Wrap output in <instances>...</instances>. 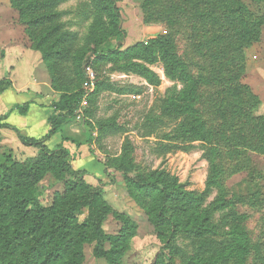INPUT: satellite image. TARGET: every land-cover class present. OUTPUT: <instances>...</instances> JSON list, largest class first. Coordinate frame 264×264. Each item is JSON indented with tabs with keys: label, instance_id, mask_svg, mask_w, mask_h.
Here are the masks:
<instances>
[{
	"label": "rangeland",
	"instance_id": "obj_1",
	"mask_svg": "<svg viewBox=\"0 0 264 264\" xmlns=\"http://www.w3.org/2000/svg\"><path fill=\"white\" fill-rule=\"evenodd\" d=\"M32 1L22 0L17 8L11 0H0V80L12 79L9 88H13L14 82L23 92L40 91L43 98L38 102L45 104L57 97L51 80L59 88L86 91L80 117L74 114L66 123L69 128L78 130L73 136L61 130L58 144L69 151L66 160L73 171H82L90 184L101 182L103 201L111 209L102 224L104 231L116 234L120 228L121 223L113 212L122 213L136 223L134 234L126 241L121 263L153 264L164 243L149 216L130 193L122 173L107 165L108 159L125 152L138 173L165 169L177 176L187 189L197 191L205 188L213 164L217 168L218 184L211 188L207 202L224 195L231 199L235 210L245 214L243 225L250 240L246 263L264 264V154L248 148L236 150L229 146L231 141H220L222 134L227 135L233 129L244 134L249 130L252 134L254 118H264V22L256 40L242 47V57L241 54L230 56L236 73L231 80L226 84L222 81L201 84L197 88L195 107L205 127L214 132L211 142L225 143L231 148L220 149L221 154L210 164L198 142L187 150L157 148L158 144L180 143L173 131L180 119L175 121L164 113V98L175 82L165 76L161 63L147 65L159 80L157 84H150L127 70L124 60L111 58L116 48L124 51L137 42L166 36L192 75H206L210 67L221 65L226 58L208 55L207 38H211L213 31L211 22L199 23L195 18L197 10L190 2L113 0L120 12L119 25L124 30L123 35H118L111 12L90 0H52L50 7L39 9L28 8L35 3ZM236 1L255 15L264 12V0ZM20 7L27 12L22 14ZM45 15L48 20L44 24H32L31 19ZM63 33H69L71 38L53 44ZM95 51L103 53L101 59H97ZM14 99L9 92L1 103L0 117ZM42 111L50 117L53 109L47 107ZM155 120L158 122L149 129L146 123ZM1 121L5 123V118ZM88 130L89 142L78 145V141L86 138ZM20 136L29 135L16 128H0V158L11 155L21 161L37 155L38 149L22 144ZM247 141L251 149L259 148L255 144L257 140ZM62 190V183L50 173L35 187L44 205ZM177 240L179 245L185 244L180 237ZM174 258L176 264H182L178 257ZM80 264L108 262L103 257H95L92 244H86Z\"/></svg>",
	"mask_w": 264,
	"mask_h": 264
},
{
	"label": "trees",
	"instance_id": "obj_2",
	"mask_svg": "<svg viewBox=\"0 0 264 264\" xmlns=\"http://www.w3.org/2000/svg\"><path fill=\"white\" fill-rule=\"evenodd\" d=\"M14 5L22 0H11ZM52 0L45 3L34 0L28 8L50 7ZM92 4L108 9L115 20L116 33L124 34L120 27L119 8L113 0H90ZM197 13L199 23L211 22L213 31L207 38L208 55L226 58L216 68L210 67L206 75H192L181 59L176 55L170 40L164 36L137 42L124 51L117 48L112 51L113 60L122 59L125 68L144 78L150 84L159 82L156 74L147 66L160 62L165 76L175 82L167 90L164 98V113L180 121L173 129L179 144H158V149H190L194 142L204 150V156L210 162L221 154L222 148H248L264 154V118H254V130L251 133L233 129L227 135L222 134L220 141L211 142L213 133L205 127L195 107L197 88L201 84L222 81L224 84L236 74L231 57L241 54L242 47L256 40L260 26L264 22V12L255 15L236 0H187ZM201 6V7H200ZM205 6V8H202ZM17 8H19L17 6ZM202 8V9H199ZM22 14L25 9L20 7ZM48 16L31 19L32 24H44ZM69 33H63L54 39L53 44L70 39ZM118 47L121 46L119 42ZM97 52V51H95ZM237 52L236 55H232ZM98 58L102 54L97 52ZM232 57V58H233ZM97 61V60H95ZM83 71V69H82ZM181 89H178V84ZM57 97L49 106L53 109L48 118L49 129L40 137L20 136L22 144L38 149L35 156L16 160L11 155L0 158V264H80L83 248L92 244L95 257H103L108 264H122L121 256L126 248V241L136 230V223L122 213L113 212L121 223L116 234L106 233L103 221L110 212L102 197L101 182L98 185L88 183L82 171H73L66 158L69 151L58 144L53 149L46 141L62 130V125L73 117L86 91L59 88L52 82ZM11 86L9 79L0 80V93ZM224 92V88H219ZM248 92V91H247ZM31 100L14 105L19 113L27 112ZM6 117H0V128L10 127L1 123ZM84 120V124L89 123ZM158 122L148 121L149 129ZM258 130V131H257ZM250 138L257 140L259 148L251 149ZM86 138L78 141L88 143ZM108 166L120 171L130 193L149 216L157 235L164 241L160 255L153 264H176L174 256L182 264H247L250 249L248 231L243 225L245 214L235 210L232 201L221 195L213 202H207L211 188L217 186V168L211 164L205 188L201 191L187 189L177 176L165 169H154L148 173H138L129 156L124 152L120 156L108 159ZM50 173L61 182L63 190L44 205L35 193L36 184ZM178 237L185 241L179 245Z\"/></svg>",
	"mask_w": 264,
	"mask_h": 264
},
{
	"label": "crops",
	"instance_id": "obj_3",
	"mask_svg": "<svg viewBox=\"0 0 264 264\" xmlns=\"http://www.w3.org/2000/svg\"><path fill=\"white\" fill-rule=\"evenodd\" d=\"M23 54L26 53L22 52V55ZM20 58H22V56ZM12 87L13 88H9L4 92L0 93V106L9 92H11L15 98L14 101H12V103L10 104V106L4 109L3 115L6 114L4 122L11 125L13 128L26 132L27 135L31 137L40 138L44 136L49 129V124H48L49 116H47L46 113L42 110H44L47 107H50L49 106L50 103L45 104L43 101L38 102V99L42 97L40 91H36L37 93L36 92L34 93L33 91L28 93L23 92L22 87H17V85H15L14 82L12 84ZM29 100H31L32 103L29 105L27 112H25L24 114L19 113L18 110L14 108V105L23 104ZM49 114H51V111ZM68 126H69L68 124L64 123V125H62V130L64 129V131L69 132L67 133L69 136H73L74 132L77 131L78 129L69 128ZM40 128H42V132ZM61 134L62 132H57L53 134L46 141L47 146L51 147L58 144L61 139ZM67 148L69 147L67 146Z\"/></svg>",
	"mask_w": 264,
	"mask_h": 264
},
{
	"label": "built area",
	"instance_id": "obj_4",
	"mask_svg": "<svg viewBox=\"0 0 264 264\" xmlns=\"http://www.w3.org/2000/svg\"><path fill=\"white\" fill-rule=\"evenodd\" d=\"M84 104H85L84 99H82V102L80 103L79 108L75 112V114L77 115L78 118L80 117V113H81V110H82V107L84 106Z\"/></svg>",
	"mask_w": 264,
	"mask_h": 264
}]
</instances>
